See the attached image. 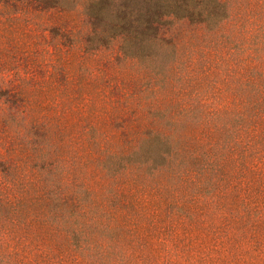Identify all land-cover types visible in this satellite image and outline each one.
<instances>
[{"label": "rangeland", "instance_id": "1", "mask_svg": "<svg viewBox=\"0 0 264 264\" xmlns=\"http://www.w3.org/2000/svg\"><path fill=\"white\" fill-rule=\"evenodd\" d=\"M0 264H264V0H0Z\"/></svg>", "mask_w": 264, "mask_h": 264}]
</instances>
